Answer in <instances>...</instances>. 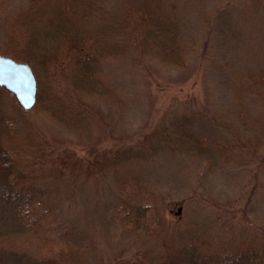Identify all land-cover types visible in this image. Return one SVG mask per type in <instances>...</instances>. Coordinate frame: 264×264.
Returning a JSON list of instances; mask_svg holds the SVG:
<instances>
[{
  "label": "rangeland",
  "instance_id": "obj_1",
  "mask_svg": "<svg viewBox=\"0 0 264 264\" xmlns=\"http://www.w3.org/2000/svg\"><path fill=\"white\" fill-rule=\"evenodd\" d=\"M28 1L0 0V47ZM94 1L121 8V0ZM163 2L182 25L186 70L134 52L102 66L111 95L86 99L38 58L36 106L25 111L4 94L25 182L49 194L43 232L86 248L88 264H154L194 237L225 250L264 251V144L253 145L258 134L264 141V98L238 97L228 87L232 72H264V0ZM255 119L256 133L238 130ZM192 135L199 149L187 144ZM224 141L230 146L220 152ZM130 147L146 155L112 162L116 150ZM141 189L157 199L162 226L156 236H122L116 209Z\"/></svg>",
  "mask_w": 264,
  "mask_h": 264
},
{
  "label": "trees",
  "instance_id": "obj_2",
  "mask_svg": "<svg viewBox=\"0 0 264 264\" xmlns=\"http://www.w3.org/2000/svg\"><path fill=\"white\" fill-rule=\"evenodd\" d=\"M11 34L8 45L0 47V54L28 62L38 83L37 103L41 93L35 66L38 58L45 71L70 77L86 99L111 95L102 66L134 52L175 71L186 70L189 65L182 25L165 8L163 0H121L119 11H109L94 0H29L19 11ZM238 73L232 72L228 81L232 94L264 98V72L248 76ZM6 93L10 94L0 87V264H88L86 248L43 232L51 212L49 194L25 182L27 166L20 149L13 144L17 127L3 112ZM258 123L255 119L252 124L237 128L246 134L256 133L260 130ZM254 141V146L264 144L259 134ZM187 144L199 149L202 141L192 135ZM229 146L224 141L219 151ZM146 152L144 148H122L111 160L122 163L144 157ZM160 209L154 195L142 189L132 202H120L115 212L120 235L156 236L162 226ZM155 259L154 264H264V251L225 250L203 237H194L176 246L172 253Z\"/></svg>",
  "mask_w": 264,
  "mask_h": 264
},
{
  "label": "water",
  "instance_id": "obj_3",
  "mask_svg": "<svg viewBox=\"0 0 264 264\" xmlns=\"http://www.w3.org/2000/svg\"><path fill=\"white\" fill-rule=\"evenodd\" d=\"M0 87L12 93L25 111L34 108L37 100V82L27 63L0 54Z\"/></svg>",
  "mask_w": 264,
  "mask_h": 264
}]
</instances>
